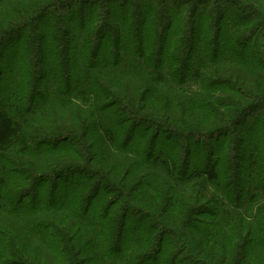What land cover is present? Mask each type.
I'll use <instances>...</instances> for the list:
<instances>
[{"label": "trees", "instance_id": "obj_1", "mask_svg": "<svg viewBox=\"0 0 264 264\" xmlns=\"http://www.w3.org/2000/svg\"><path fill=\"white\" fill-rule=\"evenodd\" d=\"M241 1L0 0V264H264V10Z\"/></svg>", "mask_w": 264, "mask_h": 264}, {"label": "rangeland", "instance_id": "obj_2", "mask_svg": "<svg viewBox=\"0 0 264 264\" xmlns=\"http://www.w3.org/2000/svg\"><path fill=\"white\" fill-rule=\"evenodd\" d=\"M241 2H243V4H245V5L247 3L248 4L251 3V4H253L254 6H256L258 8L259 7H263V10H264V0H247V1L246 0H242ZM202 6L203 5H200L199 6V9L203 8ZM246 8H248V7H246ZM187 10H189V9H187ZM244 10H245V8H244ZM263 13H264V11H263ZM254 44L257 45L256 49L258 50V52L259 53L261 52L263 54L262 55L263 57H259V58L264 62V37H263V35H261V37L258 40L256 39L254 41ZM25 55L27 57L26 58L27 60H31V56L29 55L28 51L25 53ZM15 59H10V60L8 59V60H5V61H2V64H0V70L3 71L2 76H1V79H0V106L1 107L4 106L6 104V102H7L6 100L9 99V93L12 92L16 88V87H13V85H15V82L13 83L14 77H12V74H11V73L14 72V70H13V68H14L13 63H14ZM164 63L167 64L168 63V60L166 59L164 61ZM195 88H196V85H193V88L192 89L194 90ZM259 118H261L262 119V122H264V103H262L258 107V109H255L253 111H250L246 115V118L244 119L245 120V128H246L245 130L246 131H243L242 129L240 130V131H243L244 132L245 138H247V140H248L247 143H246L247 144L246 147L248 149L249 148L252 149L255 146L253 132L255 130L256 121ZM263 129H264V126H263ZM137 130L140 131V129H137ZM143 132H144L143 135L145 137H147L148 135L150 136L151 132H153V131H149L150 134H148L147 131H143ZM241 135H243L242 132H241ZM149 136L146 138V141L149 138ZM234 136H236V135L234 134ZM230 137H232V135ZM230 137H228V138H230ZM214 143H215L214 140L213 141H209V142L202 141V143L200 145L199 144L194 145L195 147L193 149H196V148H199V147H204L205 148V146H207L206 144H214ZM196 153H197L196 151L195 152L193 151L192 157L195 158ZM198 153H201V152L198 151ZM49 184L50 183H48L46 186H48ZM133 197H135L136 199L131 200V201L130 200L129 201H126V199H121V201H119V203H120L119 206L121 207L124 202H126L124 205L127 204L126 206H124V208L127 207V206H131L132 208H134V207L140 208V207H146L147 206V202H148L149 197L142 196V195H134ZM108 199H109V197L108 196H104V195H102L101 197H97L93 201V205L91 206L90 212L91 211L92 212L93 211H97L98 209L101 208L100 209L101 211L95 212V213H97V218L100 217V218H98V220L101 222V223L99 222V224H101V225H102V223L105 224L106 220L108 222V218L107 219L104 218V215H103L104 213L102 212V210H103L102 207L105 205V203L108 201ZM131 213H133V212H131ZM129 218H133V217L131 216ZM110 226H112V225H109V227ZM49 232L50 233H55V235L60 234L59 231L58 232L57 231L54 232L53 230H50ZM65 234H67V233H65ZM60 235H61V239H58V242L59 243L56 244V247L58 249L62 250V251H66L67 252L68 249H69V246H70V245H68V240L70 242H72V240H74V237H73L74 233H72V234L69 233V235L67 237H66V235H62V234H60ZM178 238H179L178 236H174V235L173 236H166V238L164 240L165 241L164 246H165V244L168 243L167 245L169 246L170 249H172L173 247H174L173 249H179V248L182 249V248H184L183 245L178 244V242H177V239ZM82 239L85 241L87 239V236L85 235L84 238H83V235H82ZM112 240L113 239H111V237H110V239H109L110 244L109 245H114V243L112 242ZM129 254H130L129 251L126 250L123 253V256H121L119 259H122L121 261L127 262L128 261V257H129ZM162 254H163V252H161V255ZM161 255H160V259H161ZM188 255H189V253H187V251H184L183 250V253L179 256V259H186V257ZM249 258H250V256H249Z\"/></svg>", "mask_w": 264, "mask_h": 264}]
</instances>
